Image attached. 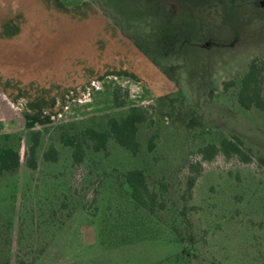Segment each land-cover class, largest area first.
Wrapping results in <instances>:
<instances>
[{
  "label": "rangeland",
  "instance_id": "374dc122",
  "mask_svg": "<svg viewBox=\"0 0 264 264\" xmlns=\"http://www.w3.org/2000/svg\"><path fill=\"white\" fill-rule=\"evenodd\" d=\"M96 1L119 23L126 50L139 51V73L125 63L22 79L5 70L0 47V145L21 155L16 171L0 175V264H264V114L236 97L250 61L264 58V0ZM118 86L121 106L112 97ZM133 104L150 114L137 154L109 139L105 150L85 148L72 160L61 131L103 128ZM225 137L238 138L251 161L221 152L202 159L199 148ZM50 145L55 161L43 157ZM133 168L162 209L131 197L123 174Z\"/></svg>",
  "mask_w": 264,
  "mask_h": 264
},
{
  "label": "crops",
  "instance_id": "0c3cea01",
  "mask_svg": "<svg viewBox=\"0 0 264 264\" xmlns=\"http://www.w3.org/2000/svg\"><path fill=\"white\" fill-rule=\"evenodd\" d=\"M102 7L96 0H0L5 70L13 77L39 79L46 69L51 77H58L62 67L103 74L127 63L130 72L139 73V51L126 50L130 44L119 33L122 28Z\"/></svg>",
  "mask_w": 264,
  "mask_h": 264
},
{
  "label": "trees",
  "instance_id": "16d2710c",
  "mask_svg": "<svg viewBox=\"0 0 264 264\" xmlns=\"http://www.w3.org/2000/svg\"><path fill=\"white\" fill-rule=\"evenodd\" d=\"M122 89L121 86H118L112 91L116 106H121L125 102L120 95ZM124 93L128 95L127 89H124ZM236 97L242 108L247 110L254 107L264 114V58H255L250 61L246 72L240 79ZM149 120L150 114L147 108L143 105L133 104L128 107L126 114L123 116L107 117L103 128L88 125L73 133L64 130L60 132L59 138L62 144L72 148L71 157L74 162L82 160L85 148H91L94 151L105 150L109 139H114L121 147L135 155L140 146L138 140L139 127ZM39 136V130L33 131L30 137L31 143L26 150L28 156L26 166L32 169L36 167L35 157ZM153 145V141L150 140L148 148L152 149ZM198 152L204 160H209L213 155L221 152L225 156H237L244 162L251 161V156L242 148L241 141L238 138H222L218 145L206 144L199 148ZM43 157L48 161H55L57 150L50 145L43 153ZM20 164L21 155L15 147L7 143L0 145V175L16 171ZM195 171L194 174H190L188 177V191H191L201 171L200 166L195 167ZM123 177L135 202L146 207L150 212L163 208L164 203L159 201L157 193L150 189L143 170L139 168L129 169L124 172ZM4 264H8V262L6 261Z\"/></svg>",
  "mask_w": 264,
  "mask_h": 264
}]
</instances>
